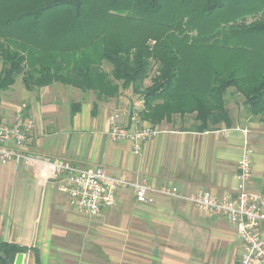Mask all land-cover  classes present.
Segmentation results:
<instances>
[{
    "label": "crops",
    "instance_id": "crops-1",
    "mask_svg": "<svg viewBox=\"0 0 264 264\" xmlns=\"http://www.w3.org/2000/svg\"><path fill=\"white\" fill-rule=\"evenodd\" d=\"M236 95L226 101L227 122L196 131L192 121L174 117L155 126L158 134L139 153L129 140L110 136L111 122H128L121 97L98 103L94 113L91 103L71 104L65 120L54 115L61 110L57 102L41 101L25 113L35 121L34 152L153 186L174 184L181 195L202 189L220 198L235 195L238 163L249 148L247 188L264 200V120L249 115ZM10 108L0 107L7 123L14 119ZM49 175L41 165L0 162V241L27 247L22 264H237L241 242L223 215L158 193L141 203L129 188L118 191L113 207L84 214Z\"/></svg>",
    "mask_w": 264,
    "mask_h": 264
},
{
    "label": "trees",
    "instance_id": "trees-1",
    "mask_svg": "<svg viewBox=\"0 0 264 264\" xmlns=\"http://www.w3.org/2000/svg\"><path fill=\"white\" fill-rule=\"evenodd\" d=\"M0 63V100L17 78L101 101L131 86L141 120L191 115L206 131L227 122L232 89L264 120V0H0ZM26 250L0 241V264Z\"/></svg>",
    "mask_w": 264,
    "mask_h": 264
},
{
    "label": "built area",
    "instance_id": "built-area-1",
    "mask_svg": "<svg viewBox=\"0 0 264 264\" xmlns=\"http://www.w3.org/2000/svg\"><path fill=\"white\" fill-rule=\"evenodd\" d=\"M35 121L32 116L18 114L7 123L0 119V162H11L14 166H44L50 178L57 181L67 203L84 214H98L104 208L113 207L120 189L132 190L136 201L150 203L152 194L179 197L191 203L200 212L223 215L236 228L241 242L237 264H264V200L247 188L251 174V152L247 148L238 163L237 188L233 196L217 197L208 190H198L189 195H181L174 184L153 186L146 179L129 180L114 176L101 166L82 168L62 157L34 152ZM158 134L155 126L143 121L137 114L131 115L130 126L113 124L112 139H126L139 153L144 142Z\"/></svg>",
    "mask_w": 264,
    "mask_h": 264
},
{
    "label": "rangeland",
    "instance_id": "rangeland-1",
    "mask_svg": "<svg viewBox=\"0 0 264 264\" xmlns=\"http://www.w3.org/2000/svg\"><path fill=\"white\" fill-rule=\"evenodd\" d=\"M103 68L106 71H109L111 69L108 63H104ZM147 84H148V80L145 81V85ZM234 95H236L234 90L229 89L225 96L226 101L231 102V100L234 99L235 97ZM236 96L240 97L238 95ZM118 97H121L124 103H126L124 107H121L123 111L122 115L126 117V120L128 121L127 125L130 126L131 115L134 113L139 116L140 110L137 109L136 104L140 101L142 102L141 96L137 93L136 94L133 93L132 87L130 86L128 88L120 89L118 96L114 98H118ZM41 101H45L46 104L47 103L51 104L53 102L59 103L61 105V110L59 112L56 111L54 115L61 118L62 120H65V118L68 117L71 104L74 103L82 104L83 102H86L88 104L96 103L97 106L98 103L102 102L101 100H98L96 98V96L92 91L85 92L76 89L75 87L63 85L60 83H52L49 86L43 88L27 90L21 83L20 78H17V80L11 87H9L7 90L2 92L0 107L2 104L11 106L12 109L11 108L9 109L11 111L9 112L10 113L9 117H11L12 115L15 117L18 114H25V112L28 111L33 104L41 103ZM232 106L233 104H230V108H232ZM183 121L185 122L192 121V124H194L193 116L191 115L185 116L183 118ZM111 123L113 125L114 123L116 124L117 122L113 121ZM243 154L241 156V159L243 157Z\"/></svg>",
    "mask_w": 264,
    "mask_h": 264
},
{
    "label": "water",
    "instance_id": "water-1",
    "mask_svg": "<svg viewBox=\"0 0 264 264\" xmlns=\"http://www.w3.org/2000/svg\"><path fill=\"white\" fill-rule=\"evenodd\" d=\"M23 262V253L19 252L16 254L13 264H22Z\"/></svg>",
    "mask_w": 264,
    "mask_h": 264
}]
</instances>
